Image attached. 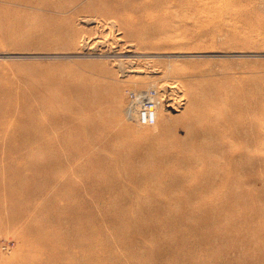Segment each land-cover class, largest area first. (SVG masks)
<instances>
[{"label": "rangeland", "instance_id": "obj_1", "mask_svg": "<svg viewBox=\"0 0 264 264\" xmlns=\"http://www.w3.org/2000/svg\"><path fill=\"white\" fill-rule=\"evenodd\" d=\"M38 1L37 7L0 2L4 101L20 112L45 110L41 101L59 94L63 81L93 76L121 91L118 111L108 99L101 105L118 133L108 141L118 152L113 160L130 156L137 143H161L163 117H173L201 131V171L186 166L184 175L178 170L153 183L124 178L118 187L89 182L98 174L89 168L88 175L54 174L6 157L0 160V263L264 264V0H114L103 10L62 15L54 27L43 26ZM124 1L130 9L116 10ZM126 46L132 50L123 51ZM142 90L155 91L159 100L153 125H137L125 112L127 93ZM17 116L3 117L0 126L20 128ZM134 157V165L149 158ZM188 172L195 176L183 183ZM253 176L257 181L250 182ZM244 232L255 237L252 243ZM29 238L39 247L27 253ZM62 249H68L65 257L56 258Z\"/></svg>", "mask_w": 264, "mask_h": 264}, {"label": "bare ground", "instance_id": "obj_2", "mask_svg": "<svg viewBox=\"0 0 264 264\" xmlns=\"http://www.w3.org/2000/svg\"><path fill=\"white\" fill-rule=\"evenodd\" d=\"M33 1L34 0H0V2L4 3V6L16 4V5H24L25 7H31V6L37 7L36 5H33ZM111 1H114V0H39L36 3L39 4L40 5L39 8L46 13L42 16L43 26H45V27H49V26L52 27L53 26L54 27V26L59 25V22L57 20H60L59 18L62 15L67 16L69 14L75 13L76 11L78 12V10H85L86 9L88 11L89 9H92L93 7H94L93 8L94 10H95V8L99 9V10H103V9H106V5L108 3L110 4ZM125 1H127V0H125ZM125 1L122 2L121 4H119L115 9L116 10L122 9L124 11H127V8L130 9V7L132 5L128 4ZM129 1H132V0H129ZM1 9L2 8H0V11H1ZM135 9H136V6H133V10H135ZM84 18L85 19H83V20L85 22L90 21V19H88L86 17H84ZM131 50H132V48L130 46H126L123 51L130 52ZM133 56H135V55H133ZM82 76L83 77H80V78L78 77L77 80H74L75 83H72V84H67L68 80H66V82L63 81L61 83V90H60L59 94L56 93V94H54V97H49L48 99H46V98L43 99L41 101V103H43V101H46V104L48 106V107H46L44 105L46 107L45 110H43V109L42 110L30 109V111H29L25 107L26 106L25 102L23 103L24 108L26 109L24 112L17 111L16 110L18 108L17 105H14L15 110H13L14 102L4 101L5 94L0 93V111L2 114L0 117V125L4 123L3 119H2L3 117H6L8 115H12L15 111L17 112V115H18L17 116L18 122L23 124V125H19L20 128L17 127L16 125H13V124L7 125L6 122H5L6 123L5 125L0 126L1 129L4 128L5 133H6V135L0 136V160L7 159L6 157H11L14 160H23L22 163H23V165H25V167H27V169L40 170V171L45 169V170L51 171L54 174L60 173V172H58L59 170L62 172H70V173L82 171L84 173L89 168V170H93L96 172V173L93 172V174L98 173L97 175H94V176H91L92 175L91 174L88 177L89 182H90V180L91 181L95 180V181H99V182L101 180H104V182H105V180H106V182H110L114 185H117L118 187L123 185L124 178L131 180L133 182H136V183H141L143 179H144L143 183L145 182V180L151 181V183H153V182H155L153 180H158L160 178L164 179V178L168 177L169 174H173L174 172H176L178 170L184 175L186 172H183L182 169H184L186 166L190 170L192 167L196 166L197 171H199V170L201 171V160L198 159L197 156L201 157V154L199 153V151L201 149V137L203 135L201 134V131H198L197 127L190 126L189 122L187 121L186 118H185L186 120L183 121V119L180 120L178 118L176 119L173 117L172 118L163 117V119H164L163 121H165V122L163 125V129H164L162 132L163 134H161V136H164L165 140H162L161 143L149 141L146 143V145H143V146L141 145L142 143H137L133 147V151H132V154L130 156L127 155L125 157H121L119 159L115 158L113 160L112 156H115V153H118V152L116 149H112L110 147V145H108V141L115 139L117 137L118 133L111 129L112 122L110 121V117H109V115H107V113L105 114L101 105H102L103 101L108 99L109 101L115 102V104H116L115 107L113 108L112 112L118 111V101H119L120 92H121L120 88L118 85H115V84H110V83L105 84L102 82H100V83L96 82V81H100V80H97L98 78L96 79L93 76H89V75H82ZM172 87H174V86H170V89ZM106 89L110 92L109 96H106L105 98L101 97L100 95L102 93H104L106 91ZM59 109H63L62 113L60 112ZM42 116L44 118H41ZM158 116H159L158 112L156 111V119ZM259 122H261V121H259ZM13 123L15 124V122H13ZM4 126H7V129ZM260 127H261V125H260ZM177 129H183L184 130V132H185L184 137L176 135ZM253 147H254V145H253ZM218 152H219V150H218ZM218 152H216V154ZM221 153L223 154V152H221ZM106 154L110 155V161L105 158ZM138 154H140V156H141V154H143V155H145L146 158L147 157H149V158H147L146 162H144V163L134 165L133 163L136 162V158L134 156H137ZM226 154H228V153H226ZM224 156H226V155H224ZM224 156H222V157H224ZM227 158H230V157H227ZM120 159H121V162H119ZM150 159H152V160H150ZM76 160L79 162L80 161H83V162L76 163ZM117 162H119V163H117ZM193 162L195 163L194 166H192ZM119 164L122 167H124L121 169V172H124V173H122L123 175L118 170ZM216 164H218L217 161H216ZM131 165H133L134 167ZM248 166H249V164H248ZM157 167L162 168L161 171L158 173L154 171V169ZM252 167H253V165L251 166V168ZM260 167H261V165H260ZM209 168H210V166H209ZM214 168H215V166H214ZM224 170L225 169H223V171ZM16 171L18 172V169ZM220 171H221V169H220ZM243 171H244V169H243ZM258 174H260V173H258ZM86 175H88V171H87ZM194 176H195V174L189 173L188 175H186L185 177L182 178V182L184 183L185 181H187L189 179L193 180ZM67 178H69V177H67ZM208 179H210V178L208 177ZM221 179H222V177H221ZM63 180L65 181V179H63ZM210 181H212V180H210ZM254 181H257V176H253L251 178L250 182H254ZM182 182H181V184H182ZM215 182H217V181H215ZM224 182H226V181H224ZM76 183L79 184L77 181H76ZM155 184L161 185L159 181H157ZM181 184L176 183V184H174V186H176V185L181 186ZM234 184H235V182H234ZM246 185H244V186H246ZM59 186H61V185L59 184V181H58V186L55 185V187H59ZM109 186L110 185L108 184V187ZM232 186H233V183L226 184V187H230V189L233 188ZM235 186H234V188H235ZM164 187L167 190H169V188L173 187V185L170 183H164ZM25 188L27 189V187H25ZM74 188H79V187H78V185H74ZM107 188L105 187V189H107ZM130 188L133 189L132 187H130ZM238 189L240 190V188H238ZM25 192H26V190H25ZM238 192H240V191H238ZM242 193H245L244 188L242 189ZM9 195H11V194H9ZM18 195H20V194L18 193ZM9 197L11 198V196H9ZM18 198H20V196H18L17 199ZM15 199H16V197H15ZM23 200H25V199H23ZM190 200H192V199H190ZM83 205H85L87 207V203H83ZM10 209H11V206H10ZM10 209H9V211H10ZM75 210H76V208H75ZM13 211H10V212H12V214H13ZM22 213H23V211H22ZM28 213L29 212L27 211V215H28ZM16 214H15V216H16ZM206 218H209V217H206ZM9 222H11V221H9ZM86 222H87V220H86ZM211 222H212V218L210 220V223ZM85 226H87V225H85ZM28 230H29V228H28ZM54 231H56V230H54ZM245 233L246 232H244L242 234V238L249 241L250 243H252L251 239H250L252 234L248 235ZM23 234H25V233H23ZM122 235H123V233H122ZM252 238H255V237L252 235ZM19 239L21 240L22 238H19ZM36 243L37 242L36 241L34 242L33 238H29L27 240V243H25L26 245L25 246L23 245L24 247L23 246L22 247L24 250H28V251H25L27 253L31 252L33 250L36 251L39 247V243H38V245H36ZM54 244L50 243L49 245L50 246L53 245V247H54ZM79 246H81V245H79ZM254 246L256 247V250L258 252L261 251L258 248L257 244H255ZM57 247L58 246L55 244V248H57ZM66 247H67V245H66ZM68 249H71V248H68ZM68 249H65V250L67 251ZM65 250L62 249V251L60 253H58L59 256H56V258L65 257V254H66ZM71 251L75 252L73 250V248ZM62 253H65V254H62ZM68 254H70V253H67V255ZM73 254L75 257L76 254L75 253H73ZM76 257H78V256H76ZM72 258H73V256H72ZM67 259H70V258H67ZM76 259H78V258H76ZM66 260H64V261H66ZM73 260H75V259H73ZM114 260H115V258H114ZM69 261H71V259ZM69 261L67 260V264L69 263ZM72 261L70 263H72ZM14 262H16V261H14ZM20 262H22V261H20ZM27 262H29V261H27ZM75 262H74V264H75ZM7 264H9V263L7 262ZM13 264H18V263H13ZM60 264H62V263H60ZM64 264H66V263L64 262ZM101 264H102V262H101Z\"/></svg>", "mask_w": 264, "mask_h": 264}, {"label": "built area", "instance_id": "obj_3", "mask_svg": "<svg viewBox=\"0 0 264 264\" xmlns=\"http://www.w3.org/2000/svg\"><path fill=\"white\" fill-rule=\"evenodd\" d=\"M158 105L159 100L153 90L129 91L126 96L125 112L137 125L149 126L156 123Z\"/></svg>", "mask_w": 264, "mask_h": 264}]
</instances>
